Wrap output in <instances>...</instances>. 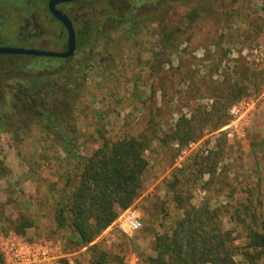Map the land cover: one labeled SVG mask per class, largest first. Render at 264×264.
<instances>
[{"label":"rangeland","instance_id":"1","mask_svg":"<svg viewBox=\"0 0 264 264\" xmlns=\"http://www.w3.org/2000/svg\"><path fill=\"white\" fill-rule=\"evenodd\" d=\"M102 2L91 13L79 5L82 9L71 15L78 34L89 29L81 26L87 20L99 22L104 35L95 49L77 50L72 62L0 57V122L17 121L18 96L30 73L40 75L43 95L52 105L63 103L65 117L54 132L41 122L0 132V264H11V249L25 245L61 251L65 258L60 264H96L98 259L104 264H147L145 258L154 255V220L165 199L164 183L194 154L215 150L223 152L219 167L231 171L229 179L210 191L198 185L192 203L199 206L208 199L213 207L228 206L234 217L233 223L225 217V227L235 230L236 245L244 246L234 207L242 209L238 203H247V192L253 189L254 203L260 206L262 201L264 211V0ZM5 4L0 7V47L63 52L67 31L51 19L45 4ZM131 17L144 23L138 26ZM151 17L159 20L148 21ZM42 24L50 29L42 30ZM164 28L177 32L176 47L159 45ZM225 89L233 97L221 104L218 96ZM152 110L161 114L166 131L181 116L204 118L218 110L226 111V125L181 151L176 143H155L147 154L144 193L130 208L141 229L127 236L111 226L89 247L76 249L72 232L56 224L55 211L68 178H76L78 157L91 156L104 137L115 141L136 135ZM21 215L33 219L34 227L18 236L7 223ZM92 246H98L97 253Z\"/></svg>","mask_w":264,"mask_h":264},{"label":"trees","instance_id":"2","mask_svg":"<svg viewBox=\"0 0 264 264\" xmlns=\"http://www.w3.org/2000/svg\"><path fill=\"white\" fill-rule=\"evenodd\" d=\"M130 20L137 21L138 26L144 23L134 17ZM147 20L159 19L151 17ZM84 26H89V29L77 34L78 51L88 47L95 49L104 37L99 22L87 23L83 20ZM178 41L176 31L164 28L159 45L163 49L173 48ZM59 60L61 63H70L73 57ZM29 75L27 85L18 96L20 106L17 107V121L9 120L6 124L0 122V132L16 124L21 128V124L29 126L36 122L44 123L46 130L54 132L65 121L63 103L59 101L52 105L43 95L40 75ZM230 91L225 89L219 94L221 104L231 100L233 95ZM164 92L166 96L165 89ZM225 113L222 110L205 113L204 118L199 115L191 118L181 116L171 130L166 131L165 125L160 122L161 114L152 110L149 121L136 135L128 133L115 141L102 135V146L89 157H78L76 178L69 177L65 184L64 194L55 211L58 227L72 232L76 249L89 247L112 226L121 212L130 209L143 195L150 166L147 154L155 143L162 147L176 143L178 151H181L191 143L200 141L207 132H216L224 127ZM222 154L220 150L208 154L196 153L183 167L175 169L171 180L164 183L165 199L154 220L157 227L152 244L154 255L145 258L147 264H264L263 202L258 201L260 206L254 203L253 189L247 192L248 204L239 202L242 209L234 207L238 218L235 222L245 233L244 246H237L235 230L225 227L228 206L213 207L208 199L199 206L192 203V192L198 185L204 191H210V186L216 183L226 185L231 171L219 167ZM205 177L208 179L205 180ZM221 188L215 192L219 193ZM171 201L175 203L173 208ZM233 217L229 215L230 223H233ZM7 224V228L18 236L25 235L34 227L33 219L26 215L10 220ZM97 247L92 246L91 249L97 253ZM238 257L241 260H237ZM97 261L96 264H104L101 259Z\"/></svg>","mask_w":264,"mask_h":264},{"label":"built area","instance_id":"3","mask_svg":"<svg viewBox=\"0 0 264 264\" xmlns=\"http://www.w3.org/2000/svg\"><path fill=\"white\" fill-rule=\"evenodd\" d=\"M121 229V231L127 235L132 236L138 232L142 223L140 218L132 210H126L120 213L119 217L112 224ZM111 226L109 227V229ZM28 247L25 245L22 247H15L11 249L12 262L11 264H60V261L65 258L61 255V251L55 249V251L47 246L40 245L38 248Z\"/></svg>","mask_w":264,"mask_h":264},{"label":"water","instance_id":"4","mask_svg":"<svg viewBox=\"0 0 264 264\" xmlns=\"http://www.w3.org/2000/svg\"><path fill=\"white\" fill-rule=\"evenodd\" d=\"M79 0H51L49 2L50 13L58 19L66 28L67 31V46L63 52L38 50V49H26L19 47H0V55H16V56H32V57H49L58 59H68L75 56L77 51V38L76 32L71 20L64 14H62L56 6L61 3L76 2Z\"/></svg>","mask_w":264,"mask_h":264},{"label":"flooded vegetation","instance_id":"5","mask_svg":"<svg viewBox=\"0 0 264 264\" xmlns=\"http://www.w3.org/2000/svg\"><path fill=\"white\" fill-rule=\"evenodd\" d=\"M11 0H3L2 1V5L0 6V7H2V6H4V7H6V2H10ZM21 1H23V3H24V5H26V4H34V3H36V4H45V10L47 11V13L49 14V16H51V19L52 20H54V21H56L59 25H61L62 27H63V29L66 31V28L64 27V25L58 20V19H56L51 13H50V11H49V2L51 1V0H32L31 2H29V3H26V2H28V1H30V0H21ZM102 1H104V3H106L107 4V2L108 3H110V1L111 0H79V1H76V2H70V3H61V4H58L57 6H56V9H58L62 14H64V15H66L70 20H71V22H72V24H73V27H74V29H75V32H76V38H77V20H74L73 18H72V14H73V12L76 10V9H78V10H81L82 9V7H78L79 5H83V4H85L84 6L85 7H83V8H86V9H88L89 10V13H91L93 10H95V9H97V7H96V4H99V3H103ZM32 11V13H36V10H35V8H33L32 7V9H31ZM113 10H114V12L115 13H117L118 12V9H117V7H114L113 8ZM79 12V11H78ZM78 12H76V13H78ZM86 22H87V20H86ZM83 23V22H82ZM88 23V22H87ZM91 23V22H90ZM90 25H93V23L92 24H90ZM33 26H34V24H33ZM42 26H43V29L40 27V29H42V30H49L50 29V26L48 25V26H46L45 24L43 25L42 24ZM81 26H82V24H81ZM39 29V27H36L35 29L32 27L31 28V30H38ZM62 36V34L61 35H59L58 37H61ZM57 37V41H61V39H59ZM26 39H28L27 37H26ZM28 40H30V39H28ZM61 45H62V50L63 51H65L66 50V46H67V42H63V43H61ZM77 49H78V45H77ZM9 57V56H16V55H0V57ZM27 57H31V56H27Z\"/></svg>","mask_w":264,"mask_h":264}]
</instances>
